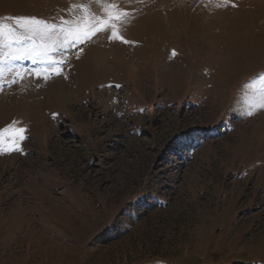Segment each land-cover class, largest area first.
<instances>
[{
	"label": "rangeland",
	"instance_id": "obj_1",
	"mask_svg": "<svg viewBox=\"0 0 264 264\" xmlns=\"http://www.w3.org/2000/svg\"><path fill=\"white\" fill-rule=\"evenodd\" d=\"M75 2L0 0V18ZM118 2L132 43L98 35L47 80L0 64V128L28 130L0 154V264H264V109L245 114L264 0Z\"/></svg>",
	"mask_w": 264,
	"mask_h": 264
},
{
	"label": "snow or ice",
	"instance_id": "obj_2",
	"mask_svg": "<svg viewBox=\"0 0 264 264\" xmlns=\"http://www.w3.org/2000/svg\"><path fill=\"white\" fill-rule=\"evenodd\" d=\"M223 3L227 5L229 0ZM70 13L69 18L62 17L59 22L31 15L0 18V64L30 60L51 65L32 73L47 80L51 75L62 74L61 66L66 64L72 50H78L79 58L80 46L98 35H104L108 42L132 43L122 35V27L131 13L120 7L118 0H78L70 6ZM175 54L173 51L172 55ZM8 71L23 76L19 69ZM246 87L245 114L251 116L253 110L264 109V73ZM27 131L15 120L0 128V154L22 151Z\"/></svg>",
	"mask_w": 264,
	"mask_h": 264
},
{
	"label": "bare ground",
	"instance_id": "obj_3",
	"mask_svg": "<svg viewBox=\"0 0 264 264\" xmlns=\"http://www.w3.org/2000/svg\"><path fill=\"white\" fill-rule=\"evenodd\" d=\"M232 46H233V45H232ZM234 46H236V45H234ZM234 46H233V47H234ZM230 47H231V45H230ZM230 47H227V48H230ZM233 47H231V49H232ZM227 48H226V49H227ZM236 48H237V47H236ZM236 48H234V50L232 49V51H234L235 54H236V52H235ZM238 48H239V47H238ZM238 48H237V49H238ZM242 48H243V47H242ZM245 48H246V47H245ZM239 49H240V48H239ZM226 51H228V50H226ZM229 51H230V50H229ZM229 51H228V52H229ZM237 52H238V51H237ZM225 53H226V52H225ZM231 53H232V52H231ZM227 54L229 55V53H227ZM234 56H235V55H234ZM230 57H232V56H230ZM232 58H233V57H232ZM226 59H227V58H226ZM226 59H225V60H226ZM229 60H230V59H229ZM231 60H232V59H231ZM227 68H228V67H227ZM228 72H229V71H228ZM229 73H230V72H229ZM226 74H227V73H226ZM60 97H62V94H60Z\"/></svg>",
	"mask_w": 264,
	"mask_h": 264
}]
</instances>
